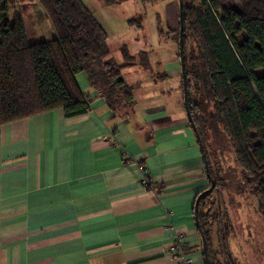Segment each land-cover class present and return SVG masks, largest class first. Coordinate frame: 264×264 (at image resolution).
Returning <instances> with one entry per match:
<instances>
[{"label":"crops","instance_id":"crops-1","mask_svg":"<svg viewBox=\"0 0 264 264\" xmlns=\"http://www.w3.org/2000/svg\"><path fill=\"white\" fill-rule=\"evenodd\" d=\"M157 63L172 90L151 72L127 117L81 72L87 113L55 109L0 125V264H174L169 245L179 235L192 262L205 264L194 212L209 187L205 161L180 59Z\"/></svg>","mask_w":264,"mask_h":264},{"label":"trees","instance_id":"trees-1","mask_svg":"<svg viewBox=\"0 0 264 264\" xmlns=\"http://www.w3.org/2000/svg\"><path fill=\"white\" fill-rule=\"evenodd\" d=\"M37 1L53 24L52 39L35 37L27 14L11 19L9 3L0 0V125L55 109L66 117L87 113L92 98L79 85L81 72L119 117L133 112L138 89L123 76L125 69L140 66L164 88L173 86L157 61L153 68L149 51L133 54L123 44L119 64L108 32L83 0ZM102 1L115 6L154 0ZM143 20L139 15L128 24L142 27ZM176 31L180 36V22ZM183 49L188 104L216 182L198 207L209 264H241L232 255L236 230L222 191L229 185L225 152L241 169L238 192L256 196L264 217V0H184ZM179 84L184 103L182 76Z\"/></svg>","mask_w":264,"mask_h":264},{"label":"rangeland","instance_id":"rangeland-1","mask_svg":"<svg viewBox=\"0 0 264 264\" xmlns=\"http://www.w3.org/2000/svg\"><path fill=\"white\" fill-rule=\"evenodd\" d=\"M83 1L92 12H95L96 17L108 32L109 45L112 49L111 56L119 64L124 63L121 52L123 44H127L133 54L140 50L149 51L155 69L157 68L155 64L157 60L164 63L177 61L179 35L176 31L178 26L175 24L179 15V12L177 14L178 0H154L148 4L138 1L112 7L105 5L102 0ZM235 1L241 2V0ZM7 2L10 6L11 19L18 17L19 13L27 14L26 19L29 28L35 32V37L40 36L49 40L56 35L51 20L37 0H7ZM139 15H143L142 27L128 24V19L137 18ZM174 25L175 29L172 31L170 28ZM124 72L125 76L124 74L123 76L126 80L129 82L134 80L135 87H140L150 78L152 71L141 69L139 66L137 73L135 72L133 75ZM165 96H168V92L165 93ZM224 138V135L218 137L222 148L226 146ZM214 147H218L216 140H214ZM225 154L228 155L226 168L230 172L227 175L223 172L221 174L227 177L229 185L222 191L236 230L235 236L231 240L232 255L241 264H264V217L258 212L257 197L238 192L240 185H237V181L241 169L234 163L232 155L228 151Z\"/></svg>","mask_w":264,"mask_h":264},{"label":"water","instance_id":"water-1","mask_svg":"<svg viewBox=\"0 0 264 264\" xmlns=\"http://www.w3.org/2000/svg\"><path fill=\"white\" fill-rule=\"evenodd\" d=\"M179 1V22H180V36H179V51H180V64H181V70H182V78H183V86H184V104H185V108H186V112L188 115V119L193 127L194 132L196 133V136L198 138L200 147H201V151L203 153V157H204V161H205V167H206V171L208 172V179L211 182V186L208 187L207 189L203 190L202 193L199 195L196 203H195V207H194V212H195V218H196V223H197V227L199 229L201 238H202V245H203V255H204V259H205V264H209V255H208V242L206 239V236L201 228V224L199 221V215H198V207H199V200L201 198V196L207 192H211L213 191V189L216 186V182L213 179V177L210 175L209 173V163L207 160V156L205 153V149H204V144L201 140L200 134L198 133V129L193 121L192 118V114L189 108V104H188V90H187V81H186V74H185V60H184V49H183V12H184V0H178Z\"/></svg>","mask_w":264,"mask_h":264},{"label":"built area","instance_id":"built-area-1","mask_svg":"<svg viewBox=\"0 0 264 264\" xmlns=\"http://www.w3.org/2000/svg\"><path fill=\"white\" fill-rule=\"evenodd\" d=\"M143 185L146 187L151 186V181L147 178L143 181ZM183 240L184 236L179 235L169 245V252L172 255L174 264H194L185 249Z\"/></svg>","mask_w":264,"mask_h":264}]
</instances>
